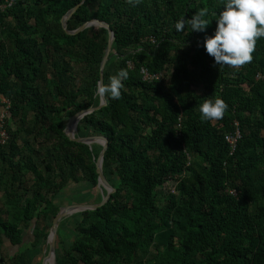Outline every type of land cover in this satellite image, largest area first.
I'll return each mask as SVG.
<instances>
[{
	"label": "trees",
	"instance_id": "trees-1",
	"mask_svg": "<svg viewBox=\"0 0 264 264\" xmlns=\"http://www.w3.org/2000/svg\"><path fill=\"white\" fill-rule=\"evenodd\" d=\"M6 1L0 101L11 107L10 138L0 143V253L7 241L24 244L30 228L33 247L47 244L70 182L99 190L103 145L72 140L66 128L100 104L109 40L104 26L64 29L63 16L81 0ZM224 2L86 0L69 19V29L109 22L116 37L104 84L121 68L129 75L118 99L106 95L107 104L79 122L78 135L109 139L103 168L115 190L106 204L61 220L57 264H264V37L251 62L215 65L204 39ZM200 9L210 22L204 31H176ZM142 66L164 77L148 81ZM215 97L227 109L205 120L200 104ZM236 121L242 136L232 153L226 135ZM167 183L174 190L165 192ZM65 219L75 221L70 242L61 235ZM31 248L7 254L8 264H34Z\"/></svg>",
	"mask_w": 264,
	"mask_h": 264
},
{
	"label": "clouds",
	"instance_id": "clouds-1",
	"mask_svg": "<svg viewBox=\"0 0 264 264\" xmlns=\"http://www.w3.org/2000/svg\"><path fill=\"white\" fill-rule=\"evenodd\" d=\"M206 17L207 10L200 9L191 17L178 22L175 29L183 31L190 24L191 30L204 31L210 23ZM216 21L214 34L204 39L205 50L214 58V64L238 68L251 62L256 41L264 37V0H225ZM128 75V71L121 68L110 77L107 84L98 82L97 95H110L118 99L124 88L123 81L128 79ZM226 109L227 104L221 97L207 99L200 104L202 117L209 121L221 119Z\"/></svg>",
	"mask_w": 264,
	"mask_h": 264
},
{
	"label": "water",
	"instance_id": "water-1",
	"mask_svg": "<svg viewBox=\"0 0 264 264\" xmlns=\"http://www.w3.org/2000/svg\"><path fill=\"white\" fill-rule=\"evenodd\" d=\"M86 0H81L80 3L77 5L73 6L71 9L67 11V13L63 16L62 18V24L64 29L69 33V34H76L79 33L86 28L90 26H104L108 28L109 30V40H108V45L105 51V54L103 56L102 62H101V68H100V81L104 83V78H105V68L106 65L109 61L110 54L113 49V42L115 39V31L111 27L110 23L104 20H101L99 18H92L85 23H83L81 26H79L76 29H69L68 27V21L69 19L73 16V14L76 12V10L83 4ZM100 104L96 106H91L88 108H84L80 111H78L76 114H74L68 121L67 123V134L68 136L75 141L78 142H83L87 144H94V143H100L103 145L102 150L100 151V154L97 159V172L99 174V186L104 190L106 189L107 192L103 194V199L100 202L96 203H89V204H69V205H63L57 215L55 216L53 220V224L51 226L50 234L48 237V248H47V253L44 256L43 264H57V237H58V231H59V225L61 220L66 217L70 216L74 213L85 211V210H92L96 209L104 204H106L111 196L112 193L114 192V187L112 184L109 182L108 178L106 177L104 173V158L106 155V151L109 147V139L103 135H88V136H81L78 135V125L80 120L85 117L87 114H90L103 106L107 104V97L106 95L103 97H100Z\"/></svg>",
	"mask_w": 264,
	"mask_h": 264
},
{
	"label": "rangeland",
	"instance_id": "rangeland-1",
	"mask_svg": "<svg viewBox=\"0 0 264 264\" xmlns=\"http://www.w3.org/2000/svg\"><path fill=\"white\" fill-rule=\"evenodd\" d=\"M165 192L174 190V183H167L166 187L163 189ZM104 193V190L100 187L99 190L95 189L91 186L88 181H80V182H70L67 188L61 193L59 197L60 203L63 205L69 204H89L96 203L99 193ZM66 216L64 218H67ZM65 225L61 229V235L66 240V242H70L75 237V221H71L69 219H65ZM36 255V254H35ZM35 263L40 264L41 256H34Z\"/></svg>",
	"mask_w": 264,
	"mask_h": 264
},
{
	"label": "built area",
	"instance_id": "built-area-1",
	"mask_svg": "<svg viewBox=\"0 0 264 264\" xmlns=\"http://www.w3.org/2000/svg\"><path fill=\"white\" fill-rule=\"evenodd\" d=\"M13 0H7L6 3L3 5L4 7L7 5H12ZM130 65H133L130 62ZM141 73L143 74L144 79L148 81L160 80L164 77L163 72H152L148 67L142 66ZM257 78H264V72H258ZM10 107L11 102L9 99L1 96L0 101V143H6L10 138V133L7 128V119L10 116ZM242 133L240 129L239 122H235L234 130L230 131L226 135V139L231 147V152L233 153L238 145V141L241 138Z\"/></svg>",
	"mask_w": 264,
	"mask_h": 264
},
{
	"label": "crops",
	"instance_id": "crops-1",
	"mask_svg": "<svg viewBox=\"0 0 264 264\" xmlns=\"http://www.w3.org/2000/svg\"><path fill=\"white\" fill-rule=\"evenodd\" d=\"M34 241V235H33V231L30 229H28L26 232H25V239H24V244H21V245H12L9 241L5 242L3 245H2V249H1V253H0V264H8V261H7V254L8 255H13L15 254L19 249H21V247H23L24 245L28 246V247H32L31 248V253L34 255V256H41V259L44 260V256L46 255L47 253V244H45L44 246H38V247H33L32 245V242ZM36 255H35V254ZM33 262L34 264L35 263V257L33 259ZM40 264H43V261H41Z\"/></svg>",
	"mask_w": 264,
	"mask_h": 264
}]
</instances>
